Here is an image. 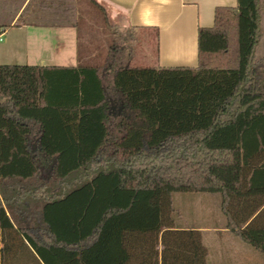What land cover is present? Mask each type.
Masks as SVG:
<instances>
[{
    "label": "trees",
    "instance_id": "obj_1",
    "mask_svg": "<svg viewBox=\"0 0 264 264\" xmlns=\"http://www.w3.org/2000/svg\"><path fill=\"white\" fill-rule=\"evenodd\" d=\"M116 50L0 65V264H208L177 193L219 194L264 255V0L216 9L196 68Z\"/></svg>",
    "mask_w": 264,
    "mask_h": 264
},
{
    "label": "crops",
    "instance_id": "obj_2",
    "mask_svg": "<svg viewBox=\"0 0 264 264\" xmlns=\"http://www.w3.org/2000/svg\"><path fill=\"white\" fill-rule=\"evenodd\" d=\"M84 1L99 10L85 11L87 28L91 27L87 21L90 18L103 20L105 27L112 22L121 36L126 32V37H121L126 46L132 49L140 46V51L146 54L149 40H155L156 64L147 67L162 68H196L199 30L213 27L216 9L236 7L238 3V0ZM80 17L76 0H0V65L74 68L81 64L80 50H86L84 59L94 63L98 58L94 46L101 45L87 28V40L82 43ZM115 45L114 42L109 46ZM132 49L125 47L119 51L124 60L131 55L128 59L131 66L142 67L137 65L142 61L139 51ZM227 223L225 219L209 226L182 228L199 230L203 242L209 237L208 246L204 243L209 250L208 259H220L221 263L226 259V264H264V256L244 243Z\"/></svg>",
    "mask_w": 264,
    "mask_h": 264
},
{
    "label": "rangeland",
    "instance_id": "obj_3",
    "mask_svg": "<svg viewBox=\"0 0 264 264\" xmlns=\"http://www.w3.org/2000/svg\"><path fill=\"white\" fill-rule=\"evenodd\" d=\"M78 3V8L81 13L79 27H80V39L84 43L87 38L85 35V29L87 28L84 24V13H98L99 10L94 5L85 2L84 0H76ZM82 18V19H81ZM88 23H91V27H88L86 30L91 32L95 41L99 42L101 46H94L96 49L97 59L95 63H104L108 55L109 45L114 44L117 47L116 57L120 58L121 53L119 49L129 48L132 46H126L122 42L121 37H126L123 32L121 36V31L119 29H114L112 27V22L110 25L105 27L103 20L90 18L87 20ZM92 24H96L95 27ZM91 29V31H90ZM148 54L145 51H140V46H133V49L139 56L142 57V61L137 63L142 67L153 66L156 64L157 58V46L155 45V40H149L147 44ZM86 54V50H84ZM142 52V53H141ZM131 59V55L126 57L125 63L130 65L131 63L128 59ZM20 63H24L20 60ZM44 66V65H43ZM46 66V65H45ZM221 196L219 194H209V193H177L174 194V208H175V223L180 227H198V226H209L215 223H219L225 220L224 215L221 212ZM209 237H206L208 239ZM204 240L205 244L208 246V240ZM207 241V242H206ZM259 254V253H257ZM261 257L264 255L259 254ZM226 257V256H225ZM220 261V262H219ZM220 259H213L212 257L208 259V264H226V259L224 263H221Z\"/></svg>",
    "mask_w": 264,
    "mask_h": 264
},
{
    "label": "built area",
    "instance_id": "obj_4",
    "mask_svg": "<svg viewBox=\"0 0 264 264\" xmlns=\"http://www.w3.org/2000/svg\"><path fill=\"white\" fill-rule=\"evenodd\" d=\"M0 41H2V35H0Z\"/></svg>",
    "mask_w": 264,
    "mask_h": 264
}]
</instances>
